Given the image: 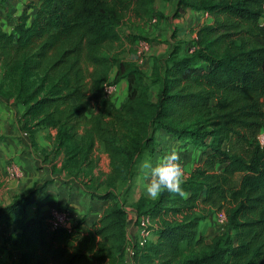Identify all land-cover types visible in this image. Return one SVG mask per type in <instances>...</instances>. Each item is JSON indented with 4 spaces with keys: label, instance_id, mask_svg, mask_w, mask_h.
<instances>
[{
    "label": "trees",
    "instance_id": "trees-1",
    "mask_svg": "<svg viewBox=\"0 0 264 264\" xmlns=\"http://www.w3.org/2000/svg\"><path fill=\"white\" fill-rule=\"evenodd\" d=\"M155 2L31 0L32 14L25 11L11 31L0 28V97L23 105L21 129L52 172L81 182L92 200L108 201L86 231L85 218L55 230L47 220L26 219L44 184L0 205V222L14 226L4 240L11 264H128L130 246L134 264H264V149L257 141L264 0H178L176 16L193 10L213 21L200 25L184 54L175 47L164 69L154 64L147 77L122 57L119 28L129 13L162 19ZM121 81L127 99L117 106L105 88ZM45 128L56 131L50 150L37 141ZM161 131L203 157L183 178L185 196L163 191L132 203L137 218L150 216L157 227L152 239L130 245L116 188L145 150H158ZM101 153L109 158L106 173ZM222 210L224 230L206 239L202 223Z\"/></svg>",
    "mask_w": 264,
    "mask_h": 264
},
{
    "label": "crops",
    "instance_id": "crops-1",
    "mask_svg": "<svg viewBox=\"0 0 264 264\" xmlns=\"http://www.w3.org/2000/svg\"><path fill=\"white\" fill-rule=\"evenodd\" d=\"M29 2L31 0H0V28L11 31L25 11L32 14L34 9L28 6ZM119 84H123V81ZM124 87L125 92H127V86ZM23 111V105L13 99L0 97V175L2 180H8L10 176L6 169L9 163L13 161L24 170V177L21 180L9 179L8 194L6 198L4 197L5 202L0 201V205L10 203L17 194L28 193L35 185L44 184V188L33 196L31 204L27 208L26 219L47 220L50 217L51 209L66 208L72 218L70 219L71 224L77 222L76 219L79 214H87L85 225L81 227L83 231H86V225L89 226L99 219L108 201L92 200L88 193L71 188V181H75L74 179L64 174L52 172L51 165L44 161L43 152L34 149L29 133L21 129L20 118ZM42 131L44 129L38 132L37 141L42 148L50 150L56 131H51L52 140L48 141L41 136ZM171 143V146L176 147L182 144L178 139L173 138ZM160 150L158 148L157 151ZM199 159L201 160V157ZM140 195L146 194L141 193ZM12 230H14V226L7 227L0 222V264H11L4 240ZM128 233L129 244L132 245L140 236L135 210L131 218L129 217ZM130 248L131 246L129 252L132 253Z\"/></svg>",
    "mask_w": 264,
    "mask_h": 264
},
{
    "label": "rangeland",
    "instance_id": "rangeland-1",
    "mask_svg": "<svg viewBox=\"0 0 264 264\" xmlns=\"http://www.w3.org/2000/svg\"><path fill=\"white\" fill-rule=\"evenodd\" d=\"M177 2L178 0H156L155 5L157 10L163 14L162 19L153 18L151 20H141L129 13L119 28V32L122 36L119 50L121 51L122 57L128 60L136 61L141 66L147 77H150L154 64H157V66L161 69H164L168 63L169 55L175 47L179 46L181 53L184 54L189 47L193 45L200 25L202 23H210L213 21V17L208 18L204 13L193 10L181 12L178 16H176ZM131 33L141 35L142 37L137 43L133 44L128 39V36ZM141 42H146L148 44V49L144 55L142 54V56H139L138 51L140 49ZM113 73L112 77L114 76ZM118 85V90L111 98L115 105L121 106L125 102V98L127 99V92H125L124 87L127 86V82L123 81V84L118 83ZM152 92L154 95L157 92V87L154 85H152ZM52 130L55 132L54 129L45 128L44 131H42L41 136L47 141L52 140ZM172 138L176 139L174 137H170L164 131L156 134V141L158 143L157 148H160L161 150L155 153L145 150L142 155H140L138 162L134 166L132 175L125 182L117 185L116 193L124 203L130 218L134 212L132 203L138 195L141 193L145 194V186L150 179L147 174V170L142 169L141 164L145 160H152L155 162L158 157L162 156L169 149H171L173 147L171 146ZM177 148L180 153V163L184 169V173H190V171L198 165L200 161L199 158L201 157L202 159V150L192 145L188 146L183 143L177 145ZM42 155L44 156V153ZM100 170L105 173L109 171V158L104 153H101ZM9 179L11 180L10 177L8 180H2L0 175V201L2 202H5V198L8 194L9 189H7V187L10 183ZM71 182V188L79 189L80 192H86L89 194L87 188L82 185L81 182ZM102 190H104V187L100 189V191ZM65 210L68 211L66 208ZM86 217L87 214H79L78 218L75 219L76 221H80L84 218L87 219ZM70 219H72L71 216ZM68 224H71V221ZM223 230L224 227H220L217 222L215 212L202 223V232L208 240L214 235L221 233ZM130 250H132V248H130ZM127 260L128 264H134L131 252L128 253Z\"/></svg>",
    "mask_w": 264,
    "mask_h": 264
},
{
    "label": "built area",
    "instance_id": "built-area-1",
    "mask_svg": "<svg viewBox=\"0 0 264 264\" xmlns=\"http://www.w3.org/2000/svg\"><path fill=\"white\" fill-rule=\"evenodd\" d=\"M208 18L211 16L209 13H204ZM262 24L264 25V16L262 18ZM148 49V44L146 42L140 43V49L138 51L139 56L144 55ZM142 61V60H141ZM118 84H108L105 88L106 93L112 97L114 93L118 90ZM257 141L262 149H264V126L261 128L260 132L257 135ZM7 172L11 179L17 180L23 178L24 170L20 167L15 161L10 162L7 167ZM189 173H184V178L188 176ZM217 222L220 227H225L227 222V215L222 211L216 212ZM70 222V214L67 210L62 208H53L50 211V217L47 219L46 223L51 230H55L61 226H67ZM137 226L139 230V238L137 241L140 244H144L147 240L154 237V228L157 227V224L153 221L150 216H141L137 218Z\"/></svg>",
    "mask_w": 264,
    "mask_h": 264
},
{
    "label": "clouds",
    "instance_id": "clouds-1",
    "mask_svg": "<svg viewBox=\"0 0 264 264\" xmlns=\"http://www.w3.org/2000/svg\"><path fill=\"white\" fill-rule=\"evenodd\" d=\"M179 150L173 146L165 154L158 157L155 162L145 160L141 168L147 170L150 177L145 186V194L149 199H157L163 191L185 196L182 187L184 169L180 163Z\"/></svg>",
    "mask_w": 264,
    "mask_h": 264
},
{
    "label": "water",
    "instance_id": "water-1",
    "mask_svg": "<svg viewBox=\"0 0 264 264\" xmlns=\"http://www.w3.org/2000/svg\"><path fill=\"white\" fill-rule=\"evenodd\" d=\"M67 226H68V227H71V224H68Z\"/></svg>",
    "mask_w": 264,
    "mask_h": 264
}]
</instances>
